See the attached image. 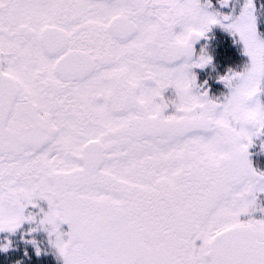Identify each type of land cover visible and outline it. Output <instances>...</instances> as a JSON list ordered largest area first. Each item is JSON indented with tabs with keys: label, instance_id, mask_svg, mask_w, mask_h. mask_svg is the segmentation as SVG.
<instances>
[{
	"label": "snow or ice",
	"instance_id": "1",
	"mask_svg": "<svg viewBox=\"0 0 264 264\" xmlns=\"http://www.w3.org/2000/svg\"><path fill=\"white\" fill-rule=\"evenodd\" d=\"M259 156L264 0H0V264H264Z\"/></svg>",
	"mask_w": 264,
	"mask_h": 264
},
{
	"label": "flooded vegetation",
	"instance_id": "2",
	"mask_svg": "<svg viewBox=\"0 0 264 264\" xmlns=\"http://www.w3.org/2000/svg\"><path fill=\"white\" fill-rule=\"evenodd\" d=\"M254 159H256L261 164V166H264V156L254 157Z\"/></svg>",
	"mask_w": 264,
	"mask_h": 264
}]
</instances>
